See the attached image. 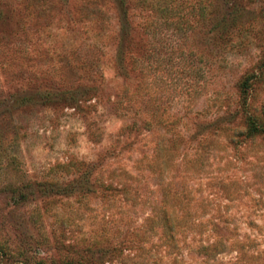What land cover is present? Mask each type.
Wrapping results in <instances>:
<instances>
[{"label":"rangeland","instance_id":"1","mask_svg":"<svg viewBox=\"0 0 264 264\" xmlns=\"http://www.w3.org/2000/svg\"><path fill=\"white\" fill-rule=\"evenodd\" d=\"M122 1L0 0V264H264V0Z\"/></svg>","mask_w":264,"mask_h":264},{"label":"trees","instance_id":"2","mask_svg":"<svg viewBox=\"0 0 264 264\" xmlns=\"http://www.w3.org/2000/svg\"><path fill=\"white\" fill-rule=\"evenodd\" d=\"M117 2H118V5L120 7L121 15L123 17H125V11H126L125 6H124L125 2H123L122 0H117ZM170 3H172V0H135V4L137 6H139L141 8L149 7V9H151L152 12H154V14L163 18L165 22H167L169 25L174 27L176 32H180V27H178V24H177V21H179V20L178 19H176V20L170 19L169 20V18H172L175 16H177V18H180L181 13H180V11H178L177 7L171 6ZM83 15H86V14L83 13ZM126 28H125V26H124V28H120L122 31L121 36L127 35ZM148 28H147V26L144 25V30H147ZM129 62L131 64L130 67L132 69L137 67L136 62L132 59L131 56L129 57ZM138 73H140V74L142 73V68L140 66H138ZM254 76L255 75H253V74L245 76L239 85V93L241 96V107H242V109L245 108V98L247 95L248 83ZM62 93L63 92H57V93L53 94V92H51V93L45 92V93H40L38 95V97H39V100L45 101L47 104H54V105L65 104V102L74 100L71 96H68L67 98L61 96ZM55 94H56V96H55ZM22 99L26 100L24 102H28L29 100L33 101V99L31 97H29L28 95L23 97ZM243 122H244V130L243 131H238V130L233 131L232 134L230 135L231 139L234 138V136H240V135H243L244 137H252L254 135H257V134L264 132V121L258 120L257 117H255L251 114L245 113L243 116ZM158 170H159V168H158ZM69 185L70 184H65L62 186L61 189L65 190L69 187ZM57 188H60V187L56 186V190H58ZM165 196L166 195H164L162 197V201H164V205L166 204V201H165L166 197ZM161 213H162V215L160 216L159 220L162 222V226H163L164 230L165 229L166 230H172L174 228V226L180 225L183 222L182 220L175 221V219H172L169 214H166V210L164 208H163V210H161ZM218 243H219L218 241H214V242H212V246L215 247Z\"/></svg>","mask_w":264,"mask_h":264}]
</instances>
